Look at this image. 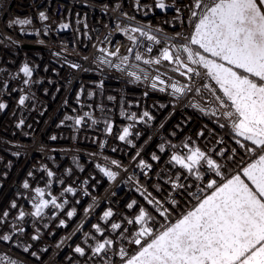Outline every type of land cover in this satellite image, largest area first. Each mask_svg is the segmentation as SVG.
<instances>
[{"label": "built area", "instance_id": "obj_1", "mask_svg": "<svg viewBox=\"0 0 264 264\" xmlns=\"http://www.w3.org/2000/svg\"><path fill=\"white\" fill-rule=\"evenodd\" d=\"M163 2L161 9L159 0H0V103L6 105L0 109V237H11L0 238V264H127L258 158L257 147L249 152L235 132L210 120L219 118L234 131L229 108L215 97L230 102L214 80H189L180 75L186 69L174 71L177 65L167 61L134 59L137 52L144 59L158 58L165 47L175 52L193 34L187 7L192 0ZM129 35L137 37L138 47ZM124 56L129 59L122 64ZM181 58L206 71L191 65L186 54ZM177 82L192 90L173 95L170 84ZM21 97H27L24 105ZM125 128L129 135L122 141ZM196 149L204 157L193 164L187 157ZM208 159L218 167H210ZM212 180L216 185L210 188ZM69 187L75 194L66 191ZM53 197L62 208L52 205ZM41 200L49 204L35 216ZM141 210L143 221L137 219ZM143 229L151 234L138 235ZM105 241L111 243L96 254ZM78 246L84 255L75 252Z\"/></svg>", "mask_w": 264, "mask_h": 264}, {"label": "snow or ice", "instance_id": "obj_2", "mask_svg": "<svg viewBox=\"0 0 264 264\" xmlns=\"http://www.w3.org/2000/svg\"><path fill=\"white\" fill-rule=\"evenodd\" d=\"M157 7L165 8L163 0H159ZM187 7L194 31L186 44L177 48L175 52L165 47L161 50L160 56L154 59H144L137 52L134 59L143 60L144 64L156 65L167 61L169 64L177 65L174 71H179L181 67L186 69L181 71L180 75L186 76L189 80L195 76H203L211 78L219 85V90L230 105H225L220 96H216L215 99L220 102L221 107L229 108L226 115L232 120L235 133L244 140L251 141L260 150L258 158L243 169L244 177L254 188L249 187L240 175L234 176L217 187L194 211L188 212L177 223L143 246L127 264H264V0H192ZM41 17L46 19L43 13ZM62 27L67 28L68 25ZM131 31L139 32L141 37L159 43L155 36L140 28H133ZM128 38L139 46L137 37L129 35ZM189 45H197L198 49L210 54L213 59ZM146 50L152 51L151 47ZM100 51L103 52L105 49ZM109 54L117 55L118 50ZM184 54L191 65L202 66L206 71L201 72L198 67L186 63L181 58ZM128 59L129 57L124 56L121 63H127ZM115 67L120 68V65L117 64ZM23 72L27 76L31 75L28 66L23 68ZM129 75L135 77L137 81L141 79L135 71L129 72ZM147 75L145 73L146 79ZM155 79L159 80L160 84L165 83L160 76H156ZM156 86L155 83L151 84L152 88ZM170 87L173 95H183L186 90H192L187 86H178V82L170 84ZM204 87L211 89V85ZM26 99L27 97H21L19 103L24 105ZM4 108L6 105L0 103V109ZM143 116L148 117L149 113L144 112ZM82 119L83 117L76 118L75 124L80 125ZM23 123L21 120L20 124ZM108 131H111V127ZM128 135L129 130L125 128L119 139L123 141ZM257 148H249L248 151L255 153ZM203 157L204 153L196 149L187 159L194 164ZM173 160L191 170V165L184 164L181 157L173 156ZM207 164L210 167H218L211 159L207 160ZM105 174L109 178H115V173L111 171H105ZM48 175L52 176L53 173L48 172ZM215 185L216 181L212 180L208 187L212 188ZM23 187L27 189L30 185L25 181ZM66 191L75 194L71 187ZM35 192L39 197L44 196V191L40 188H36ZM51 203L56 208L63 207L56 202L55 197ZM48 204V200H41L35 205L33 215L40 216ZM12 207H16L15 203ZM73 214V211L67 213L69 217ZM2 215L7 216L8 213L4 212ZM19 215L23 218L25 213L20 212ZM111 215V212L104 213L105 217ZM144 217L145 213L141 210L137 219L143 221ZM61 223L63 224V221ZM112 227L119 228L120 225L113 224ZM145 232L151 234L149 229H143L138 235ZM0 238L5 241L11 239L8 235ZM33 239L38 237L34 236ZM110 243L111 241L100 243L94 252L100 254ZM134 243L140 244L141 241L136 239ZM75 252L85 254V250L79 246L75 248Z\"/></svg>", "mask_w": 264, "mask_h": 264}, {"label": "crops", "instance_id": "obj_3", "mask_svg": "<svg viewBox=\"0 0 264 264\" xmlns=\"http://www.w3.org/2000/svg\"><path fill=\"white\" fill-rule=\"evenodd\" d=\"M200 50L203 52L202 49H200ZM234 132H235V131H234ZM235 135H236L237 137H239L244 143H246V144L248 145L249 148H256V147H257V146H255V145H253L251 141H246V140H244L243 137L238 136L236 133H235ZM236 175H240V176H241V179L244 180V182L247 183V184L249 185V187H253V188H254V186L251 184V182L248 181L246 177H244V175H243V170H242L239 174H235V175L231 176L230 178H228L224 183H226L229 179L233 178V177L236 176ZM221 185H222V184H221ZM221 185H220V186H221ZM218 187H219V186H218ZM214 191H215V190H214ZM214 191H213V192H214ZM213 192H212V193H213ZM212 193H211V194H212ZM211 194H209L208 196H210ZM208 196H207V197H208ZM207 197H205V198H207ZM205 198H204V199H205ZM204 199H203V200H204ZM203 200H202V201H203ZM202 201H201V202H202ZM201 202H200V203H201ZM200 203H199V204H200ZM199 204H198V206H199ZM198 206H197V207H198ZM194 210H195V209H194ZM194 210H193V211H194ZM179 220H180V219H178L175 223H177ZM175 223H174V224H175ZM174 224H173V225H174Z\"/></svg>", "mask_w": 264, "mask_h": 264}, {"label": "trees", "instance_id": "obj_4", "mask_svg": "<svg viewBox=\"0 0 264 264\" xmlns=\"http://www.w3.org/2000/svg\"><path fill=\"white\" fill-rule=\"evenodd\" d=\"M212 121H214L217 125H219L225 132H228L230 134H234V131L231 130L228 126L225 125L224 121H222L221 119L219 118H214V117H211ZM245 146L246 148H249L248 145L245 143Z\"/></svg>", "mask_w": 264, "mask_h": 264}, {"label": "rangeland", "instance_id": "obj_5", "mask_svg": "<svg viewBox=\"0 0 264 264\" xmlns=\"http://www.w3.org/2000/svg\"><path fill=\"white\" fill-rule=\"evenodd\" d=\"M193 49H194V50H198V51L201 52V54L207 56V57L210 58V59H213V57H211L210 54H208V53H204V52H202L200 49H198V46H197V45H194V46H193ZM238 71L242 72V70H238ZM197 206H198V205H197ZM194 209H196V208H194ZM194 209H193V210H194ZM193 210H192V211H193ZM186 214H187V213H186ZM186 214H184V215H186ZM184 215H183V216H184ZM183 216H182L181 218H183ZM181 218H180V219H181Z\"/></svg>", "mask_w": 264, "mask_h": 264}]
</instances>
